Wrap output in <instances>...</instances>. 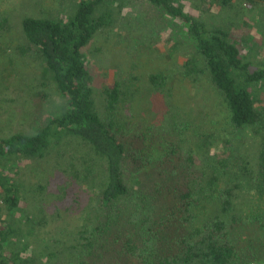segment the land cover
<instances>
[{"label": "trees", "instance_id": "1", "mask_svg": "<svg viewBox=\"0 0 264 264\" xmlns=\"http://www.w3.org/2000/svg\"><path fill=\"white\" fill-rule=\"evenodd\" d=\"M186 1L0 12V38L18 34L9 60L42 62L14 70L24 113L45 102L42 125L0 134V264H264V60L238 30L264 0ZM141 3L164 11L152 45ZM118 12L113 69L95 39ZM181 81L224 111L179 101Z\"/></svg>", "mask_w": 264, "mask_h": 264}, {"label": "rangeland", "instance_id": "2", "mask_svg": "<svg viewBox=\"0 0 264 264\" xmlns=\"http://www.w3.org/2000/svg\"><path fill=\"white\" fill-rule=\"evenodd\" d=\"M44 8L56 10L62 3L61 0H40ZM215 1V0H213ZM242 2L244 0H238ZM27 0H0V12H10L13 10H19L26 6ZM67 0H64L66 4ZM187 5H190L192 11L199 13L198 9L201 7V2L199 0H187ZM213 3H216L213 2ZM141 9L145 11H152L157 17H155V22H160V27L155 32V38L149 40L148 43L152 45L160 40L159 34L162 32L161 27L166 26L164 19V11L158 7H153L149 3L140 4ZM215 5V4H214ZM240 19L248 22V24H243L239 26L238 30L242 33V37L250 38L251 43L249 46L257 50L255 61L264 60V26L255 25L256 17L258 15H264V6L263 8H257L254 11H250L245 4H243V9L241 10ZM193 12V13H194ZM125 13V9H124ZM202 14V13H200ZM204 16V14H202ZM199 16L198 18H201ZM249 17V18H248ZM124 19L120 16L118 12V18L112 26L106 27L100 31L99 36L95 39V44L97 46H102L106 48L108 61L107 65L113 69L119 67L121 62L118 53V47L116 46V33L119 30V26L122 24ZM118 29V30H117ZM17 31L9 32L5 35V39L0 38V134H9L11 132L17 131L18 129H25L27 132H31L35 129L37 125L43 124L42 116V106L45 104L41 98L37 99V111L30 110L26 113L24 109V97L26 93L21 90V87L17 84V73L15 69L21 70L20 72L24 73L29 77L40 75L42 72V62L36 61L31 64H20L18 67L14 62L9 60V54L11 53V48H4L5 45H2L1 42L9 38L10 40L17 42L16 36ZM244 35V36H243ZM240 39V38H239ZM11 43V42H10ZM256 45H254V44ZM239 46L242 48L244 45L239 43ZM247 46V45H246ZM258 46V47H257ZM4 48V49H3ZM163 56V52H160ZM122 59V58H121ZM182 87L177 86L178 89V100L180 101L183 97L186 98L188 105H192L195 109H201L209 114L213 112L216 114L224 111L220 103L219 97L212 91V89L204 82L194 86L189 83L180 82ZM218 118L221 120L220 116ZM22 127V128H21Z\"/></svg>", "mask_w": 264, "mask_h": 264}]
</instances>
